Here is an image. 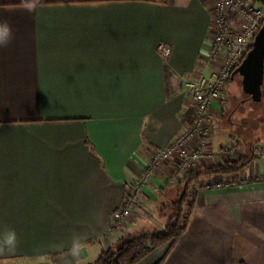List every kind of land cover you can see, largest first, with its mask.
<instances>
[{"label": "crops", "instance_id": "0c3cea01", "mask_svg": "<svg viewBox=\"0 0 264 264\" xmlns=\"http://www.w3.org/2000/svg\"><path fill=\"white\" fill-rule=\"evenodd\" d=\"M212 5L0 0V22L12 29L0 47V261L90 264L162 222L163 196L190 173L172 174L176 157L156 169L122 227L113 215L153 152L186 125V82L211 69ZM160 42L171 48L167 59ZM221 111L214 102L215 157L191 171L194 183L236 158L227 146L246 152L232 134L214 143ZM237 175L261 179L196 193L181 237L138 264H264V156Z\"/></svg>", "mask_w": 264, "mask_h": 264}, {"label": "built area", "instance_id": "2783aa9c", "mask_svg": "<svg viewBox=\"0 0 264 264\" xmlns=\"http://www.w3.org/2000/svg\"><path fill=\"white\" fill-rule=\"evenodd\" d=\"M212 2L213 39L205 53L211 69L186 82L191 107L195 112L194 121L186 124L169 145L153 152L145 170L129 187L121 206L114 212L113 228L122 227L137 208L145 187L156 169L165 161L176 157L177 166L172 172L175 175L179 172L193 171L207 156L215 157V153L209 151L211 107L214 102H218L219 105L227 103L230 76L250 50L256 33L264 25V5L260 6L262 3L259 0H212ZM157 51L164 59L171 54V48L165 42L158 43ZM256 149L260 147L257 146ZM217 178L196 182V190L234 187L248 183L246 179L232 175Z\"/></svg>", "mask_w": 264, "mask_h": 264}, {"label": "trees", "instance_id": "16d2710c", "mask_svg": "<svg viewBox=\"0 0 264 264\" xmlns=\"http://www.w3.org/2000/svg\"><path fill=\"white\" fill-rule=\"evenodd\" d=\"M264 5V0H259ZM231 81V79L229 80ZM264 87V84H263ZM229 96V93H228ZM229 99V97H228ZM221 111V119H222ZM195 112L192 107L183 116L184 124L193 123ZM92 152H95L91 146ZM259 155L255 152L243 153L236 158L229 157L223 161L209 165L204 172L209 176H235L247 168ZM199 175V174H198ZM196 175L191 172L183 178L177 186V196L168 205L162 207V213L168 216L164 228L137 234H128L122 237L114 246L103 249L97 258L90 264H138L145 257L155 252L161 246L173 245L186 230L187 224H183L185 204L190 203L189 188L196 180ZM129 189V188H128ZM127 189V190H128ZM182 189V190H181ZM169 207L170 211L166 208ZM241 264H245L242 262Z\"/></svg>", "mask_w": 264, "mask_h": 264}, {"label": "rangeland", "instance_id": "374dc122", "mask_svg": "<svg viewBox=\"0 0 264 264\" xmlns=\"http://www.w3.org/2000/svg\"><path fill=\"white\" fill-rule=\"evenodd\" d=\"M260 6H263V4H260ZM228 93H229L228 96L229 99L227 103L221 105L223 117L222 119L217 120L214 123L215 126V130H213L214 143H216L217 145L218 141L220 140L222 142H228L229 137L232 134L234 138H236L234 139V142L237 143L238 145L240 143L239 146H243L244 149L246 150V152L244 153L252 154L253 152H255L259 156H264V87H263V96L261 101L259 102L253 101L250 98V96L243 91L242 77L240 75H237L236 77H234V79H231V81H229ZM188 109L186 111H188ZM212 122L213 119H211V123ZM210 137L211 135L209 136V138ZM231 146L233 147V145ZM257 146H259L260 149L257 150L256 149ZM227 147H228L227 150L234 152L236 157L241 156L243 154V152H239L240 150L238 151L237 149H235L237 148L236 146L233 147L234 149H231L230 146ZM238 175L235 177L246 179L248 182L252 180L261 179L260 175L252 176L250 178H247L245 176L244 177L238 176ZM218 176L220 177V175ZM213 179L214 178L209 180H213ZM195 183H192V186L189 188L190 203H188L187 205L185 204L183 224L188 223L189 218L192 214L193 199L195 194L198 192L209 190V189L196 190ZM178 189L179 188H174V189L169 188V190L163 196L162 199L166 203V205H168L172 199H175V197L177 196ZM166 209L170 211L168 206ZM167 220H168V216H165L162 219V222L158 224L157 227H154L152 230L164 228L166 224L165 222H167ZM0 264H22V263L19 261L17 262L16 259H12V260H7L5 262L0 261Z\"/></svg>", "mask_w": 264, "mask_h": 264}, {"label": "water", "instance_id": "95a60500", "mask_svg": "<svg viewBox=\"0 0 264 264\" xmlns=\"http://www.w3.org/2000/svg\"><path fill=\"white\" fill-rule=\"evenodd\" d=\"M232 74L242 77L243 91L253 101H261L264 84V25L256 33L250 50Z\"/></svg>", "mask_w": 264, "mask_h": 264}, {"label": "clouds", "instance_id": "9594fccd", "mask_svg": "<svg viewBox=\"0 0 264 264\" xmlns=\"http://www.w3.org/2000/svg\"><path fill=\"white\" fill-rule=\"evenodd\" d=\"M12 36L11 26L7 21L0 22V47H7Z\"/></svg>", "mask_w": 264, "mask_h": 264}, {"label": "flooded vegetation", "instance_id": "af4514ba", "mask_svg": "<svg viewBox=\"0 0 264 264\" xmlns=\"http://www.w3.org/2000/svg\"><path fill=\"white\" fill-rule=\"evenodd\" d=\"M238 74H231V76H230V79H234V77H236Z\"/></svg>", "mask_w": 264, "mask_h": 264}]
</instances>
